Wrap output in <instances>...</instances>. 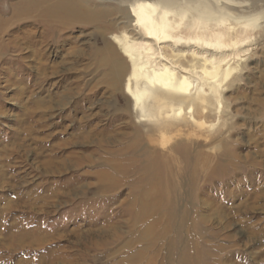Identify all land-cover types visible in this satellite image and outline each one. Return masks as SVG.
I'll list each match as a JSON object with an SVG mask.
<instances>
[{
	"label": "rangeland",
	"instance_id": "rangeland-1",
	"mask_svg": "<svg viewBox=\"0 0 264 264\" xmlns=\"http://www.w3.org/2000/svg\"><path fill=\"white\" fill-rule=\"evenodd\" d=\"M259 23L214 135L155 137L117 88L126 2L0 0V264H264Z\"/></svg>",
	"mask_w": 264,
	"mask_h": 264
},
{
	"label": "bare ground",
	"instance_id": "bare-ground-1",
	"mask_svg": "<svg viewBox=\"0 0 264 264\" xmlns=\"http://www.w3.org/2000/svg\"><path fill=\"white\" fill-rule=\"evenodd\" d=\"M118 2L127 3L137 25L111 36L128 64L117 88L135 122L149 136H189L194 128L209 139L221 125L227 85L253 51L252 32L261 27L264 9L252 11V2L248 7L238 0ZM68 6L62 7L66 20L73 14Z\"/></svg>",
	"mask_w": 264,
	"mask_h": 264
},
{
	"label": "water",
	"instance_id": "water-1",
	"mask_svg": "<svg viewBox=\"0 0 264 264\" xmlns=\"http://www.w3.org/2000/svg\"><path fill=\"white\" fill-rule=\"evenodd\" d=\"M100 1H101V0H100ZM102 1L114 2V1H119V0H102Z\"/></svg>",
	"mask_w": 264,
	"mask_h": 264
}]
</instances>
